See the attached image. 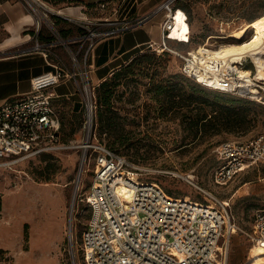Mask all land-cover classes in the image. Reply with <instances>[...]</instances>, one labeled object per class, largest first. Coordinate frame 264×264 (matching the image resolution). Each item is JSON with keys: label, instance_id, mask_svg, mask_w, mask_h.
I'll list each match as a JSON object with an SVG mask.
<instances>
[{"label": "rangeland", "instance_id": "obj_1", "mask_svg": "<svg viewBox=\"0 0 264 264\" xmlns=\"http://www.w3.org/2000/svg\"><path fill=\"white\" fill-rule=\"evenodd\" d=\"M180 3L190 5L188 14L192 41L185 45L171 42V46L185 55L207 42L211 43L212 49L231 43L233 41L226 38L227 34L246 28L264 17V0H180ZM67 7L76 5H52L48 6L50 11L40 9L44 15L41 34L50 38L52 25L63 37L82 33L79 25L66 21L65 18L69 16L66 13L70 12L65 10ZM78 12L71 17L90 21L98 17L94 14L93 18L83 8L78 9ZM163 14L164 11L160 15ZM190 27L185 21L178 23L175 39L187 40ZM255 31L254 26L249 27L244 39H249ZM140 32L130 29L121 35L128 34L125 43L130 45ZM121 40L124 41V36ZM72 48L76 50L80 44H74ZM95 52L101 53V50H95L89 61H92ZM63 56L70 64V56L65 52ZM158 61L157 72L151 70L148 76L140 78L138 84L124 87V95L118 98L124 135L127 136V141L119 147L118 152L129 162V169L137 172L142 181L157 182L175 197H190L198 202L206 200L204 193L193 182L229 202L239 226L231 238L230 264L247 262L253 256V242L248 234L252 230L254 213L264 207V164L250 166L229 183L218 185L214 181V172L220 162L214 150L223 142L244 141L264 135V84L258 83L261 88L258 85L246 87L252 95L237 92H234L235 95L223 94L217 92L218 89L199 85L203 91L196 95L206 94L220 103H227V99L233 100L227 104L245 109L249 123L247 129L242 131L223 132L193 141L187 126L186 109L162 114L168 93L164 91L158 95L156 90L159 85L163 89L168 88L171 85L169 81L180 82L185 86L188 81L197 83L182 73L183 59L180 56L172 53L160 57ZM80 64L82 68L85 67L82 56ZM243 65L255 71L252 62ZM93 70L90 72L92 87L100 84ZM98 75H102V71ZM84 81L85 76L79 74L77 80L62 82L54 89L58 94H72L69 97L80 108V111L66 115L61 147L11 167L0 168V264H84L79 242L92 213L86 197L90 192L95 162L89 150L86 163L82 165L81 146L86 138L85 111L81 103ZM216 94L220 97L215 98ZM110 137L104 135L102 138L98 136V139L109 143ZM111 138L114 139L113 136ZM45 154L55 169L49 182H44L40 174L47 164Z\"/></svg>", "mask_w": 264, "mask_h": 264}, {"label": "built area", "instance_id": "obj_2", "mask_svg": "<svg viewBox=\"0 0 264 264\" xmlns=\"http://www.w3.org/2000/svg\"><path fill=\"white\" fill-rule=\"evenodd\" d=\"M174 1L168 0L142 20L120 27H116L114 21H90L67 16L66 21L79 25L82 33L63 37L52 25L51 37L42 41L44 15L40 9H50L41 0H25L27 10L37 18L35 43L31 50H43L46 58L53 55L56 61H49L54 68L52 71L32 78L28 93L8 99L0 106V168L11 167L61 147L58 136L61 120L53 105L59 94L54 89L62 82L77 80L79 74L84 75L81 89L86 137L81 146L83 164L89 150L90 156L95 158L93 179L86 197L92 214L79 242L84 264H230L231 238L239 226L229 202L193 182L206 200L198 202L190 197L172 196L159 183L142 181L137 172L135 180L125 157L94 141L90 77L93 66L89 57L104 39L140 26L164 11L161 41L152 42L149 47L158 53L170 51L180 56L183 59L182 73L198 80L202 69L194 63L191 51L182 54L168 42L176 28ZM74 44H80V48L74 50ZM60 47L68 52L70 64L55 50ZM81 56L85 59L83 68ZM199 83L232 94H251L236 84L222 90ZM214 152L220 161L214 172V181L225 185L250 166L264 164V135L244 141L223 142ZM121 185L128 188L127 194L120 190ZM248 235L253 245L264 248V207L255 211Z\"/></svg>", "mask_w": 264, "mask_h": 264}, {"label": "trees", "instance_id": "obj_3", "mask_svg": "<svg viewBox=\"0 0 264 264\" xmlns=\"http://www.w3.org/2000/svg\"><path fill=\"white\" fill-rule=\"evenodd\" d=\"M46 1H48L53 6L62 4H67L68 6L82 5L83 9H85L89 13L94 10V14L96 16L103 17L106 15V13H109L116 7H119L123 0H115V3H113L112 1L110 3L105 1L99 2L97 4H83L78 1L67 0ZM99 9H101L100 13L98 12ZM173 9L174 14L176 15V21L181 22L185 20V22H187L190 27L188 14L190 11V5L188 3H180V0H175L173 3ZM256 18L252 19L251 21L255 20ZM190 33L191 27L190 32L188 31L187 33V40L181 41L178 40V38L175 39L176 37L173 36L169 39L168 42L170 45L171 42H176L183 45L189 44L192 41V34ZM147 48L148 50H145L144 48V50L136 51L126 63L116 68L111 73V75L102 80L98 86L93 87L95 134L94 141L104 144L111 151L119 155H121V153L118 152L119 147L127 141V136L124 135L125 127L123 123V117L120 113L121 108L117 104L118 98L121 99L124 95L123 88H129L133 83L138 84L140 82V78L148 76L147 73H149L151 70L157 72L159 58L164 57L168 54H172L170 51L158 53L150 47ZM189 79L195 81L197 84L188 81L187 85L185 86V84H181L180 82L169 81L171 85L168 86V88L163 89V86L159 85L157 87L156 93L158 95H161L164 91L168 93L167 97L164 100L166 101V106L162 108V114L166 115L169 112L176 113L177 110L186 109L185 116L187 119V126L190 130V134L193 136V141L197 139L204 140L207 137L215 136L223 132H236L247 129L249 120L248 113H246L245 109L230 106L229 104H227L228 102L233 101L230 99H227V103H220L216 99L208 97L206 94L196 95L197 92L203 91L199 88V85L205 88L208 87L204 86L194 79ZM184 89L186 91L182 93ZM216 91L223 94H230L219 90ZM214 97L219 98L220 95L216 94L214 95ZM53 105L61 120V126L58 132L59 144L61 145L62 130L65 126V119L67 117L66 115L78 112L80 111V108L76 107L73 98L67 97H58L54 99ZM82 108H84L83 105ZM104 135H111V137L113 136L114 139L110 137L111 142L104 143L98 139V136L102 138ZM47 158L49 157L47 154H45L44 160L47 161V164L44 169L40 171L42 180L44 182H49L52 179V176L55 174V169L53 170V165L50 164ZM166 192L172 195V192ZM90 218L91 215L89 219Z\"/></svg>", "mask_w": 264, "mask_h": 264}, {"label": "crops", "instance_id": "obj_4", "mask_svg": "<svg viewBox=\"0 0 264 264\" xmlns=\"http://www.w3.org/2000/svg\"><path fill=\"white\" fill-rule=\"evenodd\" d=\"M48 6H52L48 1L41 0ZM78 1L83 4H97L99 2H113L115 0H67ZM168 0H123L119 7L106 13L103 17L94 18V10L91 15L93 20L114 21L116 27L133 24L150 15L161 4ZM83 6L67 7L65 10L69 16H73L78 9ZM161 14V13H160ZM156 15L151 20L132 28L138 34L137 39L126 45L128 34L121 33L110 36L100 42L96 51L101 53L93 55L92 64L94 76L98 82L106 77L122 64L126 63L136 51L144 50L149 47L150 43L161 41V23L163 15ZM174 29L172 35L177 36ZM130 30V29H129ZM185 35V34H182ZM36 37V19L34 15L27 10L25 0H0V106L8 99L20 97L31 90L32 78L52 71L54 68L49 61L55 62L56 57L53 55L46 58L43 50H31L35 43ZM42 41L48 37L43 33L40 36ZM122 41V43H121ZM57 53L68 54L64 48H56ZM69 56V54H68ZM65 58V56H63ZM102 71V75L98 72ZM72 94H59V97H67Z\"/></svg>", "mask_w": 264, "mask_h": 264}, {"label": "bare ground", "instance_id": "obj_5", "mask_svg": "<svg viewBox=\"0 0 264 264\" xmlns=\"http://www.w3.org/2000/svg\"><path fill=\"white\" fill-rule=\"evenodd\" d=\"M251 26H254L256 31L249 39H244ZM212 38L219 37L212 36ZM226 38L233 42L223 44L216 49L210 48L211 43L207 42L191 50L194 63L202 69L198 81L223 89L231 84L244 88L256 86L258 83L264 84V17L250 23L246 28L227 34ZM245 62H252L255 71L245 68L243 65ZM81 174L82 172L80 176ZM137 175L133 173L131 176L137 180ZM120 190L126 194L129 192L124 185H121ZM252 253L253 256L248 259V263L264 264V248L253 245Z\"/></svg>", "mask_w": 264, "mask_h": 264}, {"label": "water", "instance_id": "obj_6", "mask_svg": "<svg viewBox=\"0 0 264 264\" xmlns=\"http://www.w3.org/2000/svg\"><path fill=\"white\" fill-rule=\"evenodd\" d=\"M79 179H80V175H79ZM79 179H78V180H79Z\"/></svg>", "mask_w": 264, "mask_h": 264}]
</instances>
